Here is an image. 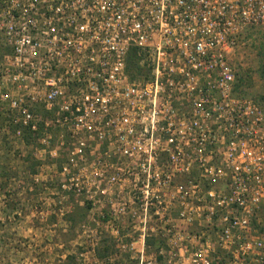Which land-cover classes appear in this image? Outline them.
<instances>
[{"label":"built area","instance_id":"obj_1","mask_svg":"<svg viewBox=\"0 0 264 264\" xmlns=\"http://www.w3.org/2000/svg\"><path fill=\"white\" fill-rule=\"evenodd\" d=\"M257 28L264 0H0L2 128L62 160L86 243L114 246L92 260L264 264V111L231 61Z\"/></svg>","mask_w":264,"mask_h":264},{"label":"rangeland","instance_id":"obj_2","mask_svg":"<svg viewBox=\"0 0 264 264\" xmlns=\"http://www.w3.org/2000/svg\"><path fill=\"white\" fill-rule=\"evenodd\" d=\"M231 61L238 93L257 101L264 111V29L247 30ZM4 123L0 116V264H98L92 255L102 260L111 255L114 246L108 238L98 246L86 243L81 225L89 218V206L57 195L55 171L62 160L37 161L31 136L18 139L3 130ZM40 166L44 182L36 185Z\"/></svg>","mask_w":264,"mask_h":264},{"label":"trees","instance_id":"obj_3","mask_svg":"<svg viewBox=\"0 0 264 264\" xmlns=\"http://www.w3.org/2000/svg\"><path fill=\"white\" fill-rule=\"evenodd\" d=\"M128 64H129V71L132 72L133 74H139L143 72V69L139 66V59L137 58V54L135 50H132L130 52Z\"/></svg>","mask_w":264,"mask_h":264}]
</instances>
